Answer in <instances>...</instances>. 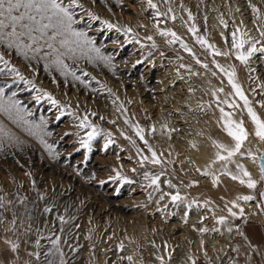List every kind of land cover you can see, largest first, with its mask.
Instances as JSON below:
<instances>
[{
    "label": "rangeland",
    "instance_id": "374dc122",
    "mask_svg": "<svg viewBox=\"0 0 264 264\" xmlns=\"http://www.w3.org/2000/svg\"><path fill=\"white\" fill-rule=\"evenodd\" d=\"M151 4L76 0L71 27L82 37L49 28L33 31V41L3 30L0 264H250L264 256L256 164L264 140L248 111L264 121V51L237 58L252 44L264 49V0ZM234 36L249 43L237 49ZM229 121L247 136L219 160L227 152L217 144L235 145ZM244 196L257 208L241 211ZM199 230L220 242L215 259L188 245Z\"/></svg>",
    "mask_w": 264,
    "mask_h": 264
},
{
    "label": "snow or ice",
    "instance_id": "6c2138e0",
    "mask_svg": "<svg viewBox=\"0 0 264 264\" xmlns=\"http://www.w3.org/2000/svg\"><path fill=\"white\" fill-rule=\"evenodd\" d=\"M75 4H76V0H70L69 5L67 6L59 2V0H0V40H2L4 37L3 30L8 27L11 28V32L7 34L8 36L17 37L18 35L28 34L29 38L33 41H35L36 39V37L31 35L33 31H38L41 33V35H43L45 31L49 28L63 29V32L70 33L72 36L82 37L84 35L83 33L76 32L71 27L74 21L72 19V14L69 9ZM149 4L151 7H155V5L151 4V0H149ZM37 17H39V19H37ZM44 20H47L48 23H43ZM25 21H27V23H25ZM17 26H19L21 29L27 30V33H25L24 31L17 33ZM109 27H111V25H109ZM63 32H59V31L54 32L51 39H54L56 35H62ZM172 35L175 36L174 33H172ZM262 35H264V33H262ZM67 43H68L67 40L61 41L62 45H65ZM201 43H204V41L201 40ZM246 43H249V41L246 40L238 41L235 39L234 36L233 47L240 49L243 48L244 44ZM19 47H21V45H18V48ZM22 47L30 48V45H23ZM49 47H51V44H49ZM36 51H39V49H36ZM97 51L99 50L97 49ZM256 51H264V49H256L255 45L252 44L247 49L246 52H239L237 58L240 59L241 62H246L247 59ZM0 59H2V57H0ZM229 82L232 83L231 74H230ZM233 87L236 89L237 94H240V90L235 84H233ZM2 91L3 90L0 89V92ZM45 95H47V93H45ZM49 99H51V97H49ZM52 102L54 104L56 103L55 101ZM14 103L18 104L19 102H14ZM247 103L248 101L245 98V104L247 105ZM248 111L254 123H256L257 125L256 135L260 137L262 140H264V121H260L251 108H249ZM57 118L59 119V117ZM230 124L231 121H229L228 125H226V131L235 141V145L232 148H228L226 145L217 144L218 148L227 152V156H221L219 153H217V159L219 160L230 159L231 156H233L236 152L240 150L242 142L247 136V133L243 130V128L240 125H236V129L233 130V128L229 126ZM81 126H83V123ZM95 134L96 133L94 130V132L89 135V140H91ZM82 146L88 147L89 146L88 141H83ZM151 162L153 163L159 162L158 160H156L155 154H153V159ZM238 167L240 168V171L243 173V176L249 177V179L247 180V186L249 188H255L256 182L250 178V174L247 171H245L242 166L238 165ZM260 170H261V179H264V157H261ZM145 176L147 178L148 174L145 173ZM238 178L239 177L237 176H233V179H238ZM157 179L158 178H152V183L155 184ZM240 182L245 183L243 179H241ZM261 195L264 196V193H261ZM161 199H163V197H161ZM179 199H181L179 195H175L172 197L173 201ZM239 199L251 200L253 199V197L244 196V197H239ZM233 215H235V213H233ZM222 220L223 218H221V222ZM202 231L204 230L202 229Z\"/></svg>",
    "mask_w": 264,
    "mask_h": 264
},
{
    "label": "bare ground",
    "instance_id": "6f19581e",
    "mask_svg": "<svg viewBox=\"0 0 264 264\" xmlns=\"http://www.w3.org/2000/svg\"><path fill=\"white\" fill-rule=\"evenodd\" d=\"M197 163V162H196ZM254 167V164H252ZM256 170V169H255ZM257 173V171H254ZM239 207L241 208V210H243L244 212L249 211V210H254L256 207V203L253 201H239ZM258 218H264L263 212H259L257 214ZM205 223V222H204ZM214 223V222H213ZM204 226V225H202ZM214 226V225H213ZM200 227V226H199ZM201 228V227H200ZM209 230V228H207ZM211 229V228H210ZM189 232V231H188ZM210 232V231H209ZM216 232V231H215ZM212 233V232H211ZM192 234V233H191ZM189 234V237L191 238V240L193 241V243H189L188 245L191 246V248H193L192 251L197 252L198 256L202 257L203 259L207 258V257H212V258H216V249L218 247V242L217 239H213L211 238L209 235H203L202 232H196L194 233L193 231V235ZM233 236H237V234H235L233 232V234L231 235V237ZM230 237V238H231ZM238 238H243L241 236H237ZM189 238V239H190ZM220 243V242H219ZM224 248V244L223 247ZM195 255V254H194ZM218 257V256H217ZM183 260V259H182ZM182 260H176L175 264H186L185 261ZM189 260V259H188ZM192 262V261H191ZM188 264H192V263H188Z\"/></svg>",
    "mask_w": 264,
    "mask_h": 264
},
{
    "label": "water",
    "instance_id": "95a60500",
    "mask_svg": "<svg viewBox=\"0 0 264 264\" xmlns=\"http://www.w3.org/2000/svg\"><path fill=\"white\" fill-rule=\"evenodd\" d=\"M261 157H264V149L260 150L258 155L256 156V164L258 166L260 177H261V170H260ZM261 193H264V179H261L260 188L258 190V199H259L261 211L263 212L264 215V196H262ZM263 226H264V220H263Z\"/></svg>",
    "mask_w": 264,
    "mask_h": 264
},
{
    "label": "crops",
    "instance_id": "0c3cea01",
    "mask_svg": "<svg viewBox=\"0 0 264 264\" xmlns=\"http://www.w3.org/2000/svg\"><path fill=\"white\" fill-rule=\"evenodd\" d=\"M246 253H248V252L246 251ZM246 257H247V260L250 261V257H251L250 253H248V256L246 255ZM253 257H254V255H253ZM255 261H256L255 263L251 262L250 264H264V256L260 255L259 259H256ZM240 264H244V262L240 261Z\"/></svg>",
    "mask_w": 264,
    "mask_h": 264
},
{
    "label": "trees",
    "instance_id": "16d2710c",
    "mask_svg": "<svg viewBox=\"0 0 264 264\" xmlns=\"http://www.w3.org/2000/svg\"><path fill=\"white\" fill-rule=\"evenodd\" d=\"M263 229H264V227H263ZM247 234H250V235H251V233H249V231H247ZM252 250H253V249H252ZM257 257H258V259H259L260 255L257 256ZM257 257H256V259H257Z\"/></svg>",
    "mask_w": 264,
    "mask_h": 264
}]
</instances>
